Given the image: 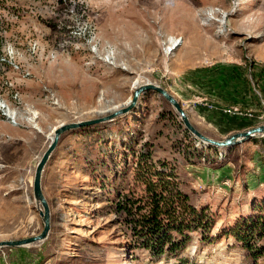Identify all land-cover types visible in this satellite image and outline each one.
<instances>
[{
	"label": "rangeland",
	"instance_id": "obj_1",
	"mask_svg": "<svg viewBox=\"0 0 264 264\" xmlns=\"http://www.w3.org/2000/svg\"><path fill=\"white\" fill-rule=\"evenodd\" d=\"M145 82L210 138L264 124V0H0V241L43 228L32 182L53 130L126 106ZM140 150L172 164L190 202L209 209L208 239L191 232L159 257L132 247L114 201L134 185ZM41 186L47 237L0 248V264H264L229 231L264 202V135L205 145L154 90L62 133Z\"/></svg>",
	"mask_w": 264,
	"mask_h": 264
},
{
	"label": "trees",
	"instance_id": "obj_2",
	"mask_svg": "<svg viewBox=\"0 0 264 264\" xmlns=\"http://www.w3.org/2000/svg\"><path fill=\"white\" fill-rule=\"evenodd\" d=\"M134 157V185L119 192L114 201V211L120 215L132 247L159 257L176 255L191 232L208 239L214 216L207 207L190 202L179 187L174 166L153 159L145 150ZM229 231L243 243L253 261L264 255V244H260L264 239V202L239 217Z\"/></svg>",
	"mask_w": 264,
	"mask_h": 264
},
{
	"label": "water",
	"instance_id": "obj_3",
	"mask_svg": "<svg viewBox=\"0 0 264 264\" xmlns=\"http://www.w3.org/2000/svg\"><path fill=\"white\" fill-rule=\"evenodd\" d=\"M145 90H154L158 92L162 97H164L178 113L185 129L188 130L190 133H192L196 138H198L205 145L217 147V148H225V147L235 145L242 141L250 140L253 137L264 135V124H262V125H258L255 127H251L244 131L233 133L230 136L222 140L210 138L206 136L205 134H203L202 132H200L197 128H195L192 125L187 115L181 108L180 103L172 94H170L165 88H163L159 84L152 83V82H145L141 84L140 86L136 87V89L133 92V96L130 102L126 106L119 108L103 117L63 123L53 130L51 140L36 164L34 175H33V182H32L33 197H34L36 204L38 205L39 215L43 222V228L36 235H32V236H28V237L20 238V239L1 240L0 248L25 246V245L43 241L47 237L49 230H50V208L48 205V201L42 191L41 175H42V171L44 169L45 164L47 163L48 159L50 158V155L52 154L53 150L55 149L58 143L60 135L68 130L82 128L84 126H89L95 123L107 121L117 116L126 114L135 105L138 96Z\"/></svg>",
	"mask_w": 264,
	"mask_h": 264
}]
</instances>
